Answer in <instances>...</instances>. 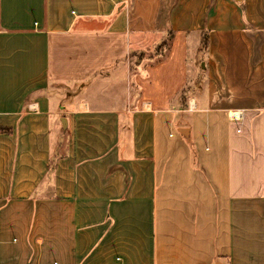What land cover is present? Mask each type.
Returning a JSON list of instances; mask_svg holds the SVG:
<instances>
[{
  "label": "crops",
  "instance_id": "0c3cea01",
  "mask_svg": "<svg viewBox=\"0 0 264 264\" xmlns=\"http://www.w3.org/2000/svg\"><path fill=\"white\" fill-rule=\"evenodd\" d=\"M0 264H264V0H0Z\"/></svg>",
  "mask_w": 264,
  "mask_h": 264
},
{
  "label": "rangeland",
  "instance_id": "374dc122",
  "mask_svg": "<svg viewBox=\"0 0 264 264\" xmlns=\"http://www.w3.org/2000/svg\"><path fill=\"white\" fill-rule=\"evenodd\" d=\"M167 38L169 39V42H167V45L164 47V46H161L160 44L157 46V47H155L156 49H155V52H162V53H164V51L167 49V48H169V45H170V38H169V36H167ZM164 43V42H163ZM143 56H144V54H142ZM142 55H140V56H142ZM139 56V57H140ZM203 63V62H202ZM197 68H199V66H197ZM82 85H80L79 83H77L76 85H75V87L74 88H72L71 89V93H76V94H78V93H81L82 92ZM63 91V93H65V90H62ZM65 97V96H64Z\"/></svg>",
  "mask_w": 264,
  "mask_h": 264
},
{
  "label": "built area",
  "instance_id": "2783aa9c",
  "mask_svg": "<svg viewBox=\"0 0 264 264\" xmlns=\"http://www.w3.org/2000/svg\"><path fill=\"white\" fill-rule=\"evenodd\" d=\"M230 117L233 120H239L241 118V114L234 112V113H232V115Z\"/></svg>",
  "mask_w": 264,
  "mask_h": 264
},
{
  "label": "water",
  "instance_id": "95a60500",
  "mask_svg": "<svg viewBox=\"0 0 264 264\" xmlns=\"http://www.w3.org/2000/svg\"><path fill=\"white\" fill-rule=\"evenodd\" d=\"M62 121H63L64 127H66V124H67V120H66V118H63ZM180 131H181L182 133H188V129H187V128H181Z\"/></svg>",
  "mask_w": 264,
  "mask_h": 264
},
{
  "label": "trees",
  "instance_id": "16d2710c",
  "mask_svg": "<svg viewBox=\"0 0 264 264\" xmlns=\"http://www.w3.org/2000/svg\"><path fill=\"white\" fill-rule=\"evenodd\" d=\"M169 38H170V41H171V38H172V37L169 36ZM163 42H164V43H163ZM163 42H162L160 45L165 47V46L167 45V42H169V39L166 38ZM142 56H143V55H142Z\"/></svg>",
  "mask_w": 264,
  "mask_h": 264
}]
</instances>
